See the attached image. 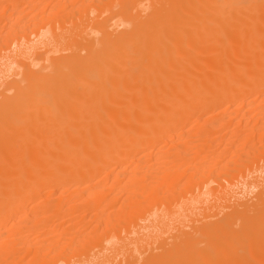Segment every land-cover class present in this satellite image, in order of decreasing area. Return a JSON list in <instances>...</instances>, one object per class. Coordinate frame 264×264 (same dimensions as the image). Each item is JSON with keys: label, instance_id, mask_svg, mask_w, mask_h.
<instances>
[{"label": "bare ground", "instance_id": "1", "mask_svg": "<svg viewBox=\"0 0 264 264\" xmlns=\"http://www.w3.org/2000/svg\"><path fill=\"white\" fill-rule=\"evenodd\" d=\"M0 264H264V0H0Z\"/></svg>", "mask_w": 264, "mask_h": 264}]
</instances>
